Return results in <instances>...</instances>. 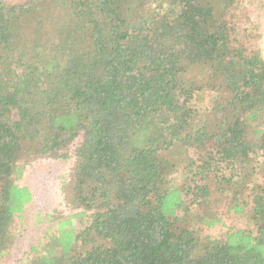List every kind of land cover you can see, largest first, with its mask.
<instances>
[{
    "label": "trees",
    "instance_id": "obj_1",
    "mask_svg": "<svg viewBox=\"0 0 264 264\" xmlns=\"http://www.w3.org/2000/svg\"><path fill=\"white\" fill-rule=\"evenodd\" d=\"M263 12L0 0V264L38 227L25 264H264Z\"/></svg>",
    "mask_w": 264,
    "mask_h": 264
},
{
    "label": "rangeland",
    "instance_id": "obj_2",
    "mask_svg": "<svg viewBox=\"0 0 264 264\" xmlns=\"http://www.w3.org/2000/svg\"><path fill=\"white\" fill-rule=\"evenodd\" d=\"M264 17V12H263ZM50 164L49 162H40V165L45 166ZM47 167V166H45ZM36 171L39 170L40 176L43 173V169H41L39 166ZM40 183H39V192L38 188H35L34 192V204L35 206L32 207V209L26 211L23 214V222H26L34 212L39 211L38 205L41 207L42 210H52L55 209L57 212L61 211V207L59 205L60 203V197L59 192L57 191V187L52 183L51 176L46 177H39ZM39 181V180H38ZM221 227L226 230L227 227H236V228H243L245 224L243 223L242 219L240 217H236L233 215L223 214L221 216ZM220 230V226H216L212 229H203L201 232L202 237H214L218 236ZM42 233V227L38 228H27V230L21 234L18 237V244L15 247V252L13 253L11 259L8 261L7 264H25L24 260H22L21 255L25 254V252L28 250V246L32 244L33 242L37 241V239L41 236ZM25 257V255H24Z\"/></svg>",
    "mask_w": 264,
    "mask_h": 264
}]
</instances>
